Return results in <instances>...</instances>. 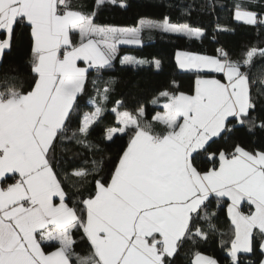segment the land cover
<instances>
[{"label":"snow or ice","instance_id":"1","mask_svg":"<svg viewBox=\"0 0 264 264\" xmlns=\"http://www.w3.org/2000/svg\"><path fill=\"white\" fill-rule=\"evenodd\" d=\"M109 5L127 7L123 0H94L89 11L72 0H0V67L17 28L31 37L27 88L18 72L0 74V264H173L185 243L218 231L216 213L208 211L213 197L230 202V264H264V148L229 143L242 130L264 132V47L236 59L223 47L215 55L178 52L193 86L186 92L173 82L160 91L150 103L161 110L151 119L144 106L130 111L117 101L115 126L103 139L126 135L128 142L106 170L90 137L112 88L89 81L92 72L112 68L119 45H141L145 30L206 36L169 16L141 18L132 28L97 23ZM233 9L236 22L264 35V0H236ZM195 10L214 12L215 4L185 5L181 15ZM234 31L217 25V32ZM89 82L94 110L80 113ZM69 145L86 149L91 166L65 159ZM203 160L212 167H200ZM80 241H87V255L76 251ZM257 246L262 258L245 259ZM191 264L217 261L197 251Z\"/></svg>","mask_w":264,"mask_h":264},{"label":"trees","instance_id":"2","mask_svg":"<svg viewBox=\"0 0 264 264\" xmlns=\"http://www.w3.org/2000/svg\"><path fill=\"white\" fill-rule=\"evenodd\" d=\"M74 5L82 6L89 11L93 8L94 0H72ZM127 4L126 8L114 7L109 5L103 8L96 17V22L117 27H138L139 21L143 19L161 20L164 16L171 17L173 22H188L194 27H202L206 36L203 40L187 39L178 37L176 34H164L159 30H145L142 33L143 44L140 47L119 48L117 57L113 60V66L101 73L92 72L89 81L97 80L98 87L102 90L110 86L112 91L109 100L105 105L108 111L104 114L98 125H94L90 140L99 145L100 151L95 158L103 156L106 170L111 168L109 161H114L127 146L128 137L118 136L114 142L103 139L104 129L108 126H115V115L111 109L116 106L117 101L123 102L127 110H134L138 106H144L148 118L160 108L151 105L150 101L162 90H171L173 82L179 85L180 90L189 91L193 86L194 76L179 69L176 62L177 51L195 52L202 55H215L216 49L223 47L233 54V59L241 56V53L252 46L264 47V35H258L257 31L236 22L233 19V5L236 0H213L215 11H192L190 17H182V6L204 3L205 0H123ZM228 26L235 29L234 32H217V25ZM3 37V35L1 36ZM215 37V38H214ZM31 56V37L30 30L21 26L16 30V37L11 51H6L3 59V66L0 67L2 73H19V79L24 82L25 88L31 79L29 75L28 60ZM124 57L135 58L138 61H145L140 66L124 65L121 59ZM155 60H160L161 65L157 68ZM216 75L219 78V75ZM115 81L114 84L106 82ZM95 95L93 85L88 84V95L83 98L80 113L92 111L88 105L91 96ZM163 103V100H161ZM87 105V106H86ZM124 110V109H121ZM237 142L249 149L264 148V132L256 131L249 133L242 130L237 133L229 143ZM71 151L64 153L65 159L74 160L76 165L90 167L93 156L86 149L78 146L69 145ZM217 145H213V150ZM87 158L88 163H85ZM200 167L207 169L212 165L203 160ZM78 200L79 197H73ZM227 201H217L211 198L208 211L215 212V223L218 231L210 234L209 238L199 241L193 245L185 243L174 258L173 264H191L195 253L214 258L218 264H230L228 249L232 238V229L227 213ZM247 212L246 206L243 207ZM79 240V237H77ZM49 251L54 249H48ZM76 251L81 255H87L89 246L87 241H80ZM245 259L258 261L260 256L259 248L254 254H248Z\"/></svg>","mask_w":264,"mask_h":264},{"label":"crops","instance_id":"3","mask_svg":"<svg viewBox=\"0 0 264 264\" xmlns=\"http://www.w3.org/2000/svg\"><path fill=\"white\" fill-rule=\"evenodd\" d=\"M3 35V33H0V38H3V37H1ZM143 41V40H142ZM142 44H143V42H142ZM142 44L141 45H119V48L120 47H122V46H126V47H140V46H142ZM185 52V51H184ZM178 53V52H177ZM177 53H176V56H177ZM177 62V61H176ZM181 70V69H180ZM183 71V70H182ZM217 75H219V74H217ZM92 110H94V109H92ZM161 110V109H160ZM9 182H11V181H9ZM213 198H215V197H213ZM223 201H227V200H223ZM228 203H230L229 201H227ZM244 206H246V208L248 209V207L249 206H247V204L245 203L244 205H243V207ZM244 210V209H243ZM228 253V252H227ZM202 255H204V254H202ZM204 256H207V255H204ZM208 257H210V256H208ZM218 264V263H217Z\"/></svg>","mask_w":264,"mask_h":264},{"label":"rangeland","instance_id":"4","mask_svg":"<svg viewBox=\"0 0 264 264\" xmlns=\"http://www.w3.org/2000/svg\"><path fill=\"white\" fill-rule=\"evenodd\" d=\"M145 21H155V20H153V19H144ZM158 21H160V20H158ZM177 52H184V51H177ZM185 52H187V51H185Z\"/></svg>","mask_w":264,"mask_h":264}]
</instances>
